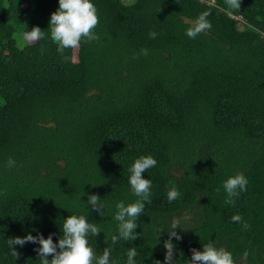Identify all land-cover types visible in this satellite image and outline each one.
<instances>
[{
    "label": "trees",
    "instance_id": "16d2710c",
    "mask_svg": "<svg viewBox=\"0 0 264 264\" xmlns=\"http://www.w3.org/2000/svg\"><path fill=\"white\" fill-rule=\"evenodd\" d=\"M92 2L100 39L61 54L49 28L59 0H0V264H40L39 244L16 245L17 259L7 240L58 243L72 214L97 224L90 246L118 264L132 247L136 264H163L174 218L176 264L210 242L234 264H264V0ZM204 11L211 29L189 38ZM35 26L42 38L25 41ZM146 155L157 165L142 174L152 186L139 235L113 243L116 204L137 199L129 169ZM236 173L247 190L229 204L223 183ZM172 185L180 196L169 202Z\"/></svg>",
    "mask_w": 264,
    "mask_h": 264
},
{
    "label": "clouds",
    "instance_id": "9594fccd",
    "mask_svg": "<svg viewBox=\"0 0 264 264\" xmlns=\"http://www.w3.org/2000/svg\"><path fill=\"white\" fill-rule=\"evenodd\" d=\"M229 9H240L241 0H226ZM211 15L209 11H204L191 22L186 30V35L195 39L202 32L211 29V22L207 17ZM231 15V12H229ZM99 24L98 9L92 0H59V8L51 14L49 28L51 29V39L58 44V50L61 54L65 49H76L82 42L90 43L97 41L100 37L95 32ZM43 30L35 26L30 31L23 34V38L28 42H36L42 38ZM149 36L156 38L157 33L151 31ZM142 54L147 55V49H141ZM67 59V57H66ZM157 165L156 159L151 155L140 156L137 158L129 169L131 175L129 184L132 193L137 197L133 203L125 205L123 201L116 204V213L114 219L118 222V236H112V242L118 239L135 240L138 233L135 229L139 226L137 221L145 212V204L150 202L151 186L150 179H145L143 173ZM8 166L14 167L15 161L9 158ZM248 180L242 173H236L230 176L224 183L223 188L227 193L226 203H234V198L240 192L247 190ZM180 192L175 185L169 187L167 198L169 202L178 199ZM87 203L91 209L99 212L102 216L105 203L97 194L89 195ZM242 217L239 214L233 215L232 221L239 222ZM181 226L178 219L171 222V230L168 231L169 239L164 241V247L167 250L163 264H176L174 252L176 246L172 242V237L177 240L181 239L175 231ZM247 227V225H245ZM62 236L59 242L53 240L50 234L47 238L40 234L33 236L31 233L24 237H12L7 240L9 248L12 250L11 255L19 258L20 253L15 246L23 247L26 243L39 244L35 249L38 253L40 264H118L111 259V250L104 248L102 255H97L96 251L89 244V235L98 236L101 230L94 222H89L85 215H70L64 219L62 225ZM162 232V231H161ZM192 256L190 264H234V258L230 251L225 247H218L215 243L203 244V250L191 249ZM135 247L129 248L127 252V264H136L137 256ZM248 255L247 252L244 254ZM51 257V259H49ZM161 264L160 261H156Z\"/></svg>",
    "mask_w": 264,
    "mask_h": 264
},
{
    "label": "rangeland",
    "instance_id": "374dc122",
    "mask_svg": "<svg viewBox=\"0 0 264 264\" xmlns=\"http://www.w3.org/2000/svg\"><path fill=\"white\" fill-rule=\"evenodd\" d=\"M127 1H131V0H127ZM3 104V100L0 98V105ZM239 264H248L246 260H241Z\"/></svg>",
    "mask_w": 264,
    "mask_h": 264
}]
</instances>
